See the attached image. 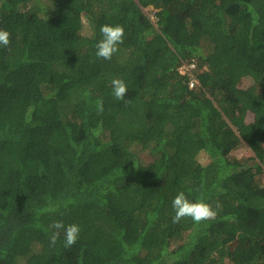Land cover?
I'll use <instances>...</instances> for the list:
<instances>
[{
  "label": "trees",
  "instance_id": "1",
  "mask_svg": "<svg viewBox=\"0 0 264 264\" xmlns=\"http://www.w3.org/2000/svg\"><path fill=\"white\" fill-rule=\"evenodd\" d=\"M0 11L22 15L0 46V264H264V0ZM105 24L124 29L111 60L95 55ZM180 192L215 219L173 223ZM54 221L79 226L75 245L63 230L50 245Z\"/></svg>",
  "mask_w": 264,
  "mask_h": 264
},
{
  "label": "clouds",
  "instance_id": "2",
  "mask_svg": "<svg viewBox=\"0 0 264 264\" xmlns=\"http://www.w3.org/2000/svg\"><path fill=\"white\" fill-rule=\"evenodd\" d=\"M102 39L96 44L95 55L99 59L111 60L113 55L118 51V45L123 43L124 29L120 25H102L100 28ZM10 44V33L6 30H0V46L8 47ZM112 94L116 100H124L127 94V86L121 79H113L111 81ZM97 110L103 113V102L98 101ZM219 208L221 205L216 204ZM172 208L174 216L172 217L173 223H179L184 218H191L194 223H201L207 220H214L217 212L213 209L212 205L204 202L202 199L195 202L190 201L184 192L178 193L172 200ZM54 211V209H53ZM51 234L49 236V243L55 246L59 237L60 230L64 232V246L71 247L76 244L80 228L76 224H69L65 226L62 221H54L49 225L48 229Z\"/></svg>",
  "mask_w": 264,
  "mask_h": 264
},
{
  "label": "rangeland",
  "instance_id": "3",
  "mask_svg": "<svg viewBox=\"0 0 264 264\" xmlns=\"http://www.w3.org/2000/svg\"><path fill=\"white\" fill-rule=\"evenodd\" d=\"M45 1L43 0L44 3H45ZM193 10H194V8L193 9H190V10H188V9L181 10L180 17L190 18L191 16H194L193 15ZM16 14H20V13L19 12L10 13L7 16V14L5 13V11L4 12L0 11V30H6V31L9 32L10 25H12L13 23H15L16 22V18L18 17V16H16ZM149 16L152 17V13L151 12L149 13ZM15 39H17L16 32H13L12 31L10 33V44L8 46L9 48L10 47H13L14 48V46L17 43V42L14 41ZM248 84H249L248 81H244V83H242L243 86H246ZM250 119L251 118L248 117V120H250ZM251 153L252 152H251V150H249L248 147H242L238 152H233V155L236 156V157H244V156H247L248 154H251ZM202 159L203 158H201V160ZM224 264H231V262L229 260H225Z\"/></svg>",
  "mask_w": 264,
  "mask_h": 264
},
{
  "label": "built area",
  "instance_id": "4",
  "mask_svg": "<svg viewBox=\"0 0 264 264\" xmlns=\"http://www.w3.org/2000/svg\"><path fill=\"white\" fill-rule=\"evenodd\" d=\"M193 68H194V64H190L188 67L183 66V67L180 68V73H182V74L188 73L189 74L190 70L193 69ZM193 83H194V80L191 79L190 82H189V86L192 87Z\"/></svg>",
  "mask_w": 264,
  "mask_h": 264
}]
</instances>
